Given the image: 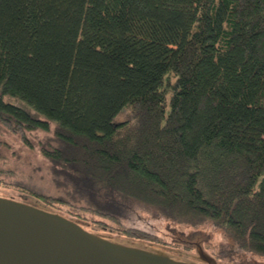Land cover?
<instances>
[{"label": "trees", "instance_id": "16d2710c", "mask_svg": "<svg viewBox=\"0 0 264 264\" xmlns=\"http://www.w3.org/2000/svg\"><path fill=\"white\" fill-rule=\"evenodd\" d=\"M0 122L52 132L41 196L94 227L150 209L264 258V0H0Z\"/></svg>", "mask_w": 264, "mask_h": 264}, {"label": "water", "instance_id": "95a60500", "mask_svg": "<svg viewBox=\"0 0 264 264\" xmlns=\"http://www.w3.org/2000/svg\"><path fill=\"white\" fill-rule=\"evenodd\" d=\"M193 244L196 252L93 230L33 194H0V264H223Z\"/></svg>", "mask_w": 264, "mask_h": 264}, {"label": "rangeland", "instance_id": "374dc122", "mask_svg": "<svg viewBox=\"0 0 264 264\" xmlns=\"http://www.w3.org/2000/svg\"><path fill=\"white\" fill-rule=\"evenodd\" d=\"M8 98L30 108L24 101L11 96H8ZM131 114V109H125L116 117V121L129 118ZM50 134H52L51 131H28V137L34 144L30 146L23 141L20 133L14 132L0 122V141H2L0 142V194L16 198H20L25 194H33L51 206L62 210L65 214L81 218L85 225L93 230L143 238L172 248L192 252H196L194 241L201 240L204 248L218 257L223 264H257L264 262L262 257L233 248L224 231L210 222L197 228L186 224L175 225L167 223L168 221L153 210L140 208L138 219L133 225L125 223L120 224L123 227H118L117 223L113 224L112 222L113 225L121 229L134 226L132 231L137 234V236H134L120 232L121 229L116 232L94 227V219L99 217L94 212L80 206H72L67 203L57 204L56 201L50 202L44 199L41 195L61 194V190L53 180L51 162L43 155L40 146V143ZM138 234H143V236H138Z\"/></svg>", "mask_w": 264, "mask_h": 264}, {"label": "flooded vegetation", "instance_id": "af4514ba", "mask_svg": "<svg viewBox=\"0 0 264 264\" xmlns=\"http://www.w3.org/2000/svg\"><path fill=\"white\" fill-rule=\"evenodd\" d=\"M196 241H194V243H195Z\"/></svg>", "mask_w": 264, "mask_h": 264}]
</instances>
